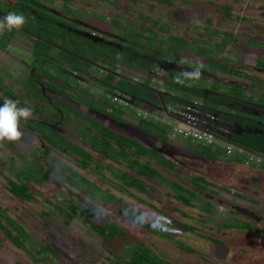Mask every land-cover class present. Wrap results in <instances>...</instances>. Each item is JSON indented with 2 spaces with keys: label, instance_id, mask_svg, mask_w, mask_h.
<instances>
[{
  "label": "flooded vegetation",
  "instance_id": "1",
  "mask_svg": "<svg viewBox=\"0 0 264 264\" xmlns=\"http://www.w3.org/2000/svg\"><path fill=\"white\" fill-rule=\"evenodd\" d=\"M165 1L168 3L0 0V20L15 13L25 21L19 30L0 35V106L12 100L18 102V107L31 109L32 115L19 122L22 135L17 141L27 146L20 157L28 164L35 161L48 175L42 184L34 185L35 194H40L42 187L53 186L51 195L56 196L66 185L68 196L75 195L72 190H77L88 197L77 201L95 200L80 206L71 198L63 202L62 199L61 203L51 205L56 214L43 217L53 221L49 218L63 214L62 226L67 236L63 240L68 244L56 242L72 251L66 264H90L87 258L93 244L85 236L101 238L90 226L83 233L69 228L74 220L85 224L83 219L88 215L84 211L90 206H99L104 220H122L115 211L112 215L105 214L104 209L113 202L127 203L117 197L127 193L117 175L136 173L137 167L129 166L128 158L160 171V158L180 168L179 157L194 155L184 145L143 129L144 116L150 117L148 121L152 123H170L165 112L173 113V109L184 107L175 102L179 93L177 80L199 78L190 82L199 87L200 99L191 101L197 100L202 112L213 118L210 127L220 138L214 136L215 144L220 147L232 144V149L237 151L233 145H238L255 152L250 147L264 140V0H238V5L233 6H208L204 0H198L201 3ZM214 30L220 31L219 34L209 33ZM154 36L163 37L160 47H155L159 41L151 42ZM170 63L198 69L204 75L179 72L168 68ZM204 105H212L211 110H204ZM102 146L108 149L102 151ZM143 158H152L155 165ZM12 164L14 173L20 170L14 161ZM119 164L125 168L118 169ZM163 170L168 169L163 167ZM100 173H109V182L114 178L119 183L111 185L116 195L102 191L92 180L96 177L104 180ZM75 177L86 179L89 187L72 185ZM201 178L204 189L200 196L214 205L225 201L237 216L253 218L250 210L257 204L249 202V196L244 194L247 205H240L241 192L205 176ZM154 183L148 181L152 187L147 189L155 191ZM85 189H91V194L84 192ZM33 198L22 201L30 203ZM73 212L75 215L67 218L66 213ZM23 231L38 252L44 250L43 255L51 253V257H57L50 245L35 243L25 228ZM42 232H38L39 236ZM53 258L45 260L51 263Z\"/></svg>",
  "mask_w": 264,
  "mask_h": 264
},
{
  "label": "rangeland",
  "instance_id": "2",
  "mask_svg": "<svg viewBox=\"0 0 264 264\" xmlns=\"http://www.w3.org/2000/svg\"><path fill=\"white\" fill-rule=\"evenodd\" d=\"M152 38L153 40H151V42L155 41L158 43L159 41V44L155 47H160L161 43L164 41L163 37L159 39L158 36H154ZM171 42L177 43L175 41ZM207 106L211 107L212 105ZM119 108L122 109L123 105H120ZM148 120H150V117L144 116V121L148 123ZM154 123L159 124L162 130L161 133L165 132L167 134L166 138L177 145H184L195 155L185 154L184 157L178 158L182 171L176 178L173 177L171 171L165 172L161 170L163 175L169 174L167 176L177 179L181 185L186 187L181 191L184 197L192 200L195 205H201L202 209H207L210 204H205V206H203L201 203L202 200L193 199L196 188L191 181V178L195 175L201 177L205 176L209 180L221 182L222 184L233 187L237 192H241L242 195L240 193L238 201L240 205H247V202L245 203V195L249 196L250 199L247 200L252 204H257L250 210V216L255 218L257 215V217L253 219L237 216L232 206L224 201L219 205H215V207H217L211 216L205 215L202 217L204 219L201 220L200 215L202 214H200L196 206L193 208H190L191 206L186 208L178 204L172 197L168 196L170 192L165 186L160 183H154L156 188L155 191L147 189L150 194L138 193L133 189L126 188V194L117 196L125 199L127 202L126 204H129L128 207L135 210L133 216L136 217V220L122 217V220L115 218L112 221L115 222L118 227L126 231L129 236L128 241L134 243L136 239L142 242L146 247L151 248L155 254L173 264H264V235L262 234L261 236L260 234L262 232L264 233V178L261 179V177L257 176V173L252 172V169L260 170L261 166L264 167V162L258 161L257 158L251 157L250 155L233 150L230 157L236 159L237 162L245 166L242 168L239 164H225L224 160L221 159L225 151H223V147H220V144H208L205 140L198 141L193 138L179 136L171 139L169 136L173 129L171 122L154 121ZM7 144H10L11 147ZM26 148L27 146L21 141H16L14 143H9L7 140L0 141V160L4 163L3 166L0 167V207L8 218L14 219L18 225L23 229L25 228L26 232L35 243L42 242L43 244L50 245L54 251L57 252V257H51V253L43 255L42 253H44V250L38 252V248L30 244L28 236L19 235L18 237L16 232L11 231L10 234H12L13 237H18L20 249L0 229V264H13L14 261L20 264H66L69 262L67 258L72 255V251L69 250L68 247V249L62 247V244H68L67 241L63 240V238H67L64 234L66 229L62 226L63 214L59 213L60 216L49 218L53 221L44 220L43 217L44 215L50 216L56 214L57 210H52L51 205L61 203L62 199L63 202L64 199L68 201V199L71 198L80 206L85 205L86 201L91 203L95 202V200L92 199L91 201L86 199V201L83 202L77 201V198H88L87 196L79 194L77 190H75L76 192L72 190V193L75 195H69L71 196L69 197L66 189L68 186L66 185L59 190V195L56 196L51 195V190L55 189L53 186L47 189L42 187L40 188V194H33L34 198L30 203L13 197L7 190L5 179L6 177L11 179L17 178V174L13 172L12 163L13 161L17 165L22 163L21 161L23 158H21L20 155L23 156ZM17 150L18 153L15 152ZM198 153L202 155L196 156ZM203 154L218 158L215 159V162L209 163L204 160V158H198L203 156ZM148 159L151 161L152 166H154V160L152 158ZM142 160L147 161L145 158ZM128 164L129 166L133 164L130 158H128ZM117 168L124 169L125 166L124 164H119ZM99 175L103 176L104 180L99 177L91 179L101 187L102 191L109 195H116L117 192L111 185L113 183H115L114 185H118L119 183L114 178L109 182L111 177L109 173H100ZM76 177L73 179L74 181H78ZM199 185L203 186L204 182H200ZM199 192L200 190H197L198 195ZM134 197L136 200L131 199ZM60 206L65 209L64 204H60ZM248 206L251 207V205ZM114 211L115 210L111 207H106L104 209L105 214L109 213L112 215L115 213ZM221 215H226V217L222 218ZM38 219H41V221ZM229 219L248 222L251 224L250 229L240 232L238 230L227 229V226L222 227V221L227 220L229 222ZM138 220L150 226L156 233H151L141 225ZM175 221L193 227V231L184 230L182 227L177 226ZM2 222L6 226V223L4 221ZM230 224L237 229L246 227V224L240 221L237 222L232 220ZM88 226V224H83L80 220H74L69 223V228L79 233L85 232L87 228H89ZM43 230L44 232L41 233L42 236H39L38 232ZM163 232L168 236H160V233ZM85 238L93 244V246H90L91 250H93L89 251V258H87L90 264H111V261H116L113 255L108 251H111L113 248L103 241L102 238H89L87 236H85ZM212 239L218 241L219 243H216L219 245L213 244L211 242ZM173 240L192 248L196 251V254L184 252L176 246ZM56 241H61L62 244L59 242V245ZM117 243L122 242L118 241L113 245H117ZM26 250L30 252L29 254H32L33 257L29 256ZM49 257L54 259L51 263L45 260ZM124 260L120 261L119 264H126V258H124Z\"/></svg>",
  "mask_w": 264,
  "mask_h": 264
},
{
  "label": "trees",
  "instance_id": "3",
  "mask_svg": "<svg viewBox=\"0 0 264 264\" xmlns=\"http://www.w3.org/2000/svg\"><path fill=\"white\" fill-rule=\"evenodd\" d=\"M161 1L167 2L165 0H161ZM182 1L187 2V3L188 2L195 3L193 0H182ZM195 1L197 3L202 2V1L199 2L198 0H195ZM237 1L238 0H207V1L204 0L203 3L206 2L208 4V6H216V5H218V6H228V5L233 6V5H238ZM177 2L179 3V1H177ZM219 32H218V30L209 31V33H212V35L213 34L218 35ZM226 35H228L229 37L232 36L230 33H227ZM225 41L226 40H224V46L227 44V42H225ZM250 44L253 45L254 43L250 42ZM183 78L187 79V81H182V83H177V89L176 90L179 93L177 96H175V102L181 107L188 105L192 99H200V95L198 93L199 87L197 85H195V83L190 82L191 80H195V79H199V78L198 77H188V78L183 77ZM203 108H204V110H207L208 112H209V110H211V108H209L207 105H204ZM143 129L149 130V131L153 132L154 134H158L160 136H164V135L167 136V134L165 132L161 133L162 130L159 127V125L152 123V122L144 123ZM127 145H128L127 147L130 146L129 142ZM101 148H102L101 149L102 151H105L108 149V146H102ZM250 148L253 151L264 156V140L257 141L256 145L255 146L252 145V147H250ZM141 151L143 153L147 152L146 149H141ZM223 151H225V150H223ZM240 153H244V152L240 151ZM200 155H202V154H200V153L196 154V156H200ZM231 155H232V153H231ZM231 155L227 156L226 153H224V155L221 159H223L225 163H232V164L241 165L239 162H237L236 159H232L230 157ZM201 157H205L209 160H215L218 158L215 156H210V155L208 156V154L207 155L203 154V156H201ZM159 161H160L159 164L161 166L160 171H157L154 168L150 167L147 163L142 165V166H140L137 163H133L137 167V171L135 174L130 175V173L129 174L123 173L121 175H117V178L120 181H122L123 185L125 186L124 188L133 189V190L137 191L138 193H144V194H149L147 187H149V186L152 187V185L148 184V181L150 182L151 180H153L156 183H160L163 186H165L170 192L168 194V196L172 197L174 199V201H176L178 204H180L186 208L187 207L189 208V206H191L190 208H193L194 206H196V208L199 210L200 214H202V215H200L201 220L204 219L202 217H204L205 215L211 216L216 209L215 205L212 204L211 202H209L208 200H206L204 197L197 194V190L202 191L204 189L203 186L199 185L200 182H203V178L195 175L191 178V181L193 182V186H195V188H196V192H195L196 194L194 193L193 199H196V200L200 199V201L202 200L201 203L203 204V206H205V204H210V206L205 210L202 209L201 205H199V204L195 205L192 200L184 197V195L181 193V191H183L184 188H186V187L181 185L177 181V179H173V177L176 178L181 173L182 168H179L178 166L173 165L170 162L163 160V158H160ZM21 162L22 163L19 164L20 170L16 172V174H17L16 181H13V180L7 178V183L9 185V191L13 196H15L21 200L27 201L30 199V197H33L34 196L33 194L37 191L34 188V185L42 184L45 179H48V175L45 174L43 167L39 166L37 163H35V161H32L28 164L24 161V159H22ZM261 162H264V161H261ZM3 164L4 163L1 162V160H0V167H2ZM242 166H245V165H242ZM163 167H167V169L172 172L173 177L167 176L169 174L163 175L161 172V170H163ZM168 170H167V172H168ZM256 170H258V169H256ZM259 171L264 173V167L261 166V169ZM72 182H73L72 185H74L77 188L89 187V185H87L88 183H87L86 179L81 178V177L78 179V181L73 180ZM29 185L30 186L32 185L31 187H33V188L31 189V187ZM83 185H86V186L83 187ZM188 190H189V188H188ZM94 191H98L97 188H94ZM84 192H87L89 195L91 194L88 189H85ZM73 207L69 206L70 209H73ZM75 208L77 209L78 207L75 206ZM111 208L114 209L115 212L122 217H125L127 219H132V220L135 219L136 220V217L133 216L135 214V210L132 208H129L128 205H126L123 202H113L111 205ZM59 210H61V208ZM101 211H102V209L99 206H90L89 209L84 211L86 213V215H88V217H84L83 220H84V223L88 224L92 229H94V231H96L99 235H101V238L103 241L108 243V245L111 248H113L110 251V254L113 255V257H114V259H116V261L110 260L111 264H117V261L119 264V262L123 261L124 258H126V264H173L167 260H164L159 255L155 254L151 248L146 247L142 242L137 241L136 239L134 240L135 241L134 243L128 241L129 236L127 235L126 231L121 229L120 227H118L114 222L102 219ZM155 211H156V209H155ZM66 215H67V218L70 219L72 217V215H75V213L74 212L71 214L66 213ZM226 215H224V216L221 215V217L225 218ZM165 217H167V216H165ZM232 220L237 221V222L240 221L241 223L246 224V227L242 228V229H237L236 227H233L232 224H230V222ZM2 221H4L6 223V226L3 224ZM239 221L237 219H229V222L227 220H225V221H222L221 226L222 227L227 226L228 227L227 229H233L235 231L238 230L240 232H243V231H246L247 229H250L251 224H249L248 222L242 221V220H239ZM139 222L146 229H148L151 233H156L150 226H147L142 221H139ZM175 223L177 226L182 227L186 231H190V232L193 231V227H191V226H188L182 222H177V221H175ZM219 226H220V223H219ZM0 229L6 234L7 237H9L18 246L20 245L19 239H18L19 235L27 237V234L23 231V229L15 221L8 218L4 214L3 209L1 207H0ZM11 231L16 232L18 237H16V236L13 237V235L10 234ZM260 232H262V231H260ZM260 234H261V236H262V234L264 235L263 232ZM166 235L167 234L164 232L160 233V236H162V237H166ZM118 241H120L122 243H117V245H113L114 243H116ZM173 242L176 244V246L178 248L182 249L184 252L196 254V251H194L192 248H189L188 246L184 245L183 243H180V242L175 241V240H173ZM211 242L213 244H217L216 242H218V241L212 239ZM217 245H219V244H217ZM124 247H126V248H124ZM118 254H120V255H118Z\"/></svg>",
  "mask_w": 264,
  "mask_h": 264
},
{
  "label": "clouds",
  "instance_id": "4",
  "mask_svg": "<svg viewBox=\"0 0 264 264\" xmlns=\"http://www.w3.org/2000/svg\"><path fill=\"white\" fill-rule=\"evenodd\" d=\"M24 22L22 15L9 13L3 20H0V35L4 34L5 31L19 30ZM194 75H199L198 69ZM177 82L182 83L180 80H177ZM17 105V101L6 100L3 106H0V141L19 140L22 135L19 131V122L27 120L32 115L30 108H22Z\"/></svg>",
  "mask_w": 264,
  "mask_h": 264
},
{
  "label": "built area",
  "instance_id": "5",
  "mask_svg": "<svg viewBox=\"0 0 264 264\" xmlns=\"http://www.w3.org/2000/svg\"><path fill=\"white\" fill-rule=\"evenodd\" d=\"M173 112L177 113L183 122L171 120L173 129L170 136L172 138L179 136L193 138L198 141L205 140L208 144H215L214 136L208 132V127L212 125L213 118L202 112L201 104L197 100L191 101L179 110L173 109ZM223 148L227 156L231 155L233 151L231 145H225ZM257 160L260 161L258 158Z\"/></svg>",
  "mask_w": 264,
  "mask_h": 264
},
{
  "label": "water",
  "instance_id": "6",
  "mask_svg": "<svg viewBox=\"0 0 264 264\" xmlns=\"http://www.w3.org/2000/svg\"><path fill=\"white\" fill-rule=\"evenodd\" d=\"M167 67L168 68H171V69H174V70H177V71H179V72H182V73H186V74H188V75H194V73H196L197 72V70H193V69H191V68H186V67H183V66H179V65H177V64H169V65H167ZM199 71V75L198 76H200V75H204L203 73L204 72H202V71H200V70H198ZM166 113V116L170 119V120H174V121H179V122H183V120L181 119V117L177 114V113H175V112H173V113H168V112H165ZM215 126H219V124H215ZM208 132L209 133H211L213 136H215V138L216 139H218V140H220V138L219 137H217V131L216 130H214V128L213 127H208ZM252 133H255V132H252ZM232 145V144H231ZM236 149H238V151L240 150V151H242V152H244V153H246V154H248V155H251V156H253V157H255V158H258L259 160H261V161H264V156L263 155H261V154H259V153H257V152H252V151H249V150H247V149H245V148H243V147H241V146H238V145H233Z\"/></svg>",
  "mask_w": 264,
  "mask_h": 264
},
{
  "label": "crops",
  "instance_id": "7",
  "mask_svg": "<svg viewBox=\"0 0 264 264\" xmlns=\"http://www.w3.org/2000/svg\"><path fill=\"white\" fill-rule=\"evenodd\" d=\"M202 158H204V160H206L207 162H209V163H211V162H215L216 160H209V159H207V158H205V157H202ZM225 164H232V163H225ZM232 165H234V164H232ZM242 166V165H241ZM243 168V167H242ZM252 172L253 173H257L258 175V177H261V179H263L264 178V173L263 172H261V171H259V170H253L252 169ZM260 179V178H259Z\"/></svg>",
  "mask_w": 264,
  "mask_h": 264
}]
</instances>
